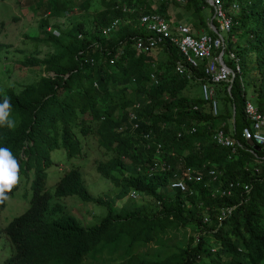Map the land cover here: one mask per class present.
Wrapping results in <instances>:
<instances>
[{
	"label": "trees",
	"instance_id": "trees-1",
	"mask_svg": "<svg viewBox=\"0 0 264 264\" xmlns=\"http://www.w3.org/2000/svg\"><path fill=\"white\" fill-rule=\"evenodd\" d=\"M26 1L40 17L39 33L27 36L36 49L20 63L23 69L39 68L53 76L40 74L19 89L0 88V103L5 95L10 98V119L16 121L13 129L0 127V147L9 148L23 171L35 175L30 208L4 229L13 252L3 264H81L92 253L100 254L105 264V248L115 255L120 244L115 264H264V147L254 150L242 137L249 124L247 101L264 113V0H237L240 9L232 14L229 48L240 59L242 74H236L231 91L228 84L215 85V99L221 102L217 116L202 94H189L205 82L204 65L195 71L198 80H190L175 71L182 56L172 44L161 47L166 61L135 47L137 38L147 35L141 18L160 13L169 19L171 5L182 7L175 0H101L95 7L92 0ZM207 7L213 16L206 0L184 5L197 14ZM76 9L94 14L72 21ZM116 20L121 25L106 34ZM251 55L254 67L248 64ZM226 63L235 70L233 62ZM248 90L253 97L248 98ZM220 129L240 144L235 154L214 141ZM76 130L86 139L95 138L107 158L97 161V172L122 192L142 196L149 202L146 208H122L114 214L110 202L89 192L77 168L65 170L54 197L77 196L83 203L106 206V214L88 227L68 213L66 204L50 205L46 169L52 164L51 151L64 147L70 157L80 154ZM155 161L172 169L151 172ZM204 166L203 182L187 183V192L172 188L175 176ZM210 170L221 173L216 181ZM237 181L249 184L250 192L239 188L223 196L229 183ZM228 207L234 211L220 223V210ZM189 228L193 232L184 246L170 244L176 232ZM215 247L219 249L213 252Z\"/></svg>",
	"mask_w": 264,
	"mask_h": 264
},
{
	"label": "rangeland",
	"instance_id": "rangeland-1",
	"mask_svg": "<svg viewBox=\"0 0 264 264\" xmlns=\"http://www.w3.org/2000/svg\"><path fill=\"white\" fill-rule=\"evenodd\" d=\"M100 2L101 0H92L93 7ZM181 5L182 7L178 8V14L185 13L190 18L194 17L193 20L200 21L204 19V22L206 23L208 17L211 19L214 18L210 7L203 9L200 14H197L194 10L185 9V4ZM170 7H174V5H171ZM237 13L238 11H236V14ZM92 14L94 13H86L85 11L77 10L76 13L69 18H71L72 21L88 20ZM39 20L40 17L30 11L26 0H0V88H4L5 90L11 87L19 89L22 85L31 84V82L35 81L40 74L47 77L53 76L52 73L44 72L39 68L23 69L20 63V60H23L25 55H29L30 52L36 49L37 44L31 41L27 36L33 37L38 35ZM60 20L62 24L66 26L68 25V21L65 18ZM214 20L217 26H219L218 20ZM186 24L188 25L189 21L186 22ZM220 32L227 36L225 32H222L221 30ZM54 34L58 35L56 32ZM242 42L243 41H239V43ZM38 46L43 50L44 54V47L42 45ZM19 50H24L25 54L19 53ZM153 56L162 59L163 61L168 60L167 53L162 49L154 52ZM248 64H250L251 67H254L253 55L250 56ZM250 92L251 91L248 90V98H250ZM189 94L196 96L198 94L201 95L202 90L196 86L190 89ZM220 106L221 102H219V107ZM18 124L19 121H17V126ZM88 143L89 159L84 160L81 163H79V161H81L79 159H69L63 149L56 150L51 153V160L53 164L47 170L48 178L46 181V191L52 196L50 205L53 206L59 203L65 206L66 204L67 209L70 211L68 213H75L88 227H93L98 223V216L100 214H102L101 218L106 214V206H101L97 203H83L77 196H70L62 199L54 197L55 187L59 182L60 177L63 175L62 170L75 166L78 168L81 167L82 170H84V173L81 170L80 171L89 192L95 197L100 196L103 197L105 201L110 202L114 214L118 213L122 208H126L127 210L146 208L149 202L142 196L137 195L132 191L126 193L122 192V189H118L109 180L103 178L97 172V161H105L107 158L102 155V149L95 138H88ZM31 197L32 190H30V187L27 189L25 185H21L17 193H15L14 196L8 200L6 208L1 213L0 227H3L4 229L14 218L24 214L29 209ZM205 219H207V221ZM205 219L204 223H209V218ZM219 222L221 223L223 221ZM186 231L181 229V231L176 232L175 235H173L175 237L172 238L170 244L184 246L187 242L189 233L192 234L193 232L191 228ZM198 237L199 233H195V238ZM3 241L5 243H3ZM7 245L9 247L8 242L2 238V240H0V264H3V260L6 258L5 248ZM114 245L116 244L113 242V246ZM151 248L152 246H150L149 250H151ZM218 249L219 248L215 247L213 252L218 251ZM110 250V247L105 248L107 256L105 264H115L113 263V260H116L121 255V244L119 245L115 255H110ZM7 253L9 254V250ZM81 264L104 263L102 262L100 254L92 253Z\"/></svg>",
	"mask_w": 264,
	"mask_h": 264
},
{
	"label": "built area",
	"instance_id": "built-area-1",
	"mask_svg": "<svg viewBox=\"0 0 264 264\" xmlns=\"http://www.w3.org/2000/svg\"><path fill=\"white\" fill-rule=\"evenodd\" d=\"M167 2L170 0H162ZM179 4H186L188 0H175ZM213 8L214 17L218 20L219 26L214 25L211 20L208 22V27L213 33L201 32L195 36L191 27L187 24H173L170 19H167L160 13L144 15L141 18L140 24L147 33L145 37H138L135 42L137 51L153 54L162 49L163 45L168 43L176 47L182 60L176 62L175 71L179 75H183L192 80L196 78L195 71L204 65L205 82H202L201 90L204 100L212 102L214 115L219 114V104L215 99V85L228 84L233 85L236 74L241 75L242 69L240 59L234 51L229 48V34L233 24L232 14L240 9L237 0H234L232 8L228 10L226 4L231 0H206ZM121 20H116L105 30L106 34H110L121 25ZM225 32L227 36L220 32ZM227 60L234 63L235 70L228 66ZM154 82L157 79L152 75ZM197 79V78H196ZM198 80V79H197ZM97 86V85H96ZM197 110V107L194 108ZM245 114L249 124L242 130V137L248 142H254L255 145L264 147V113L249 99L246 103ZM131 118H136L135 114ZM195 129L193 130V132ZM214 141L223 147L230 148L235 154L238 150V144L234 139L227 136L223 129L216 131L213 135ZM157 152H163L161 144L157 147ZM264 159V158H263ZM151 172H164L172 169L170 165L161 161H155ZM203 168L194 169L187 168L181 177L175 176L171 181V186L174 189H179L182 192L188 191L187 183H201L204 180ZM257 172L259 170L257 169ZM221 173L210 170V176L213 181H216ZM244 188L248 193L251 190L249 184L242 182H230L226 190L222 192L223 196H230L235 189ZM216 192H218L216 190ZM192 193V192H191ZM234 208H222L218 217L219 221H224L230 217ZM207 221V219H205Z\"/></svg>",
	"mask_w": 264,
	"mask_h": 264
},
{
	"label": "clouds",
	"instance_id": "clouds-1",
	"mask_svg": "<svg viewBox=\"0 0 264 264\" xmlns=\"http://www.w3.org/2000/svg\"><path fill=\"white\" fill-rule=\"evenodd\" d=\"M95 86H96V84H95ZM10 113H11L10 98L5 95L3 98V102L0 103V127H7L9 129H13L16 127V121L13 119H10ZM131 115H130V123L133 120L131 118ZM131 125H132L134 130L137 128V124L131 123ZM125 129L126 128L121 127L119 129V132H124ZM76 132L78 134V135H76V139L80 142V146H81L80 154H78L74 157H70L68 151L64 147L54 149L51 151V153L53 151L63 149V150H65L68 158L71 160L72 159H79V160H81V161H79V163H81L84 160L89 159L88 139H86L83 135H81L79 130H76ZM32 144H34V142H32ZM157 147H158V145H157ZM52 164H53V162H52ZM52 164L50 165V167L52 166ZM49 168L46 169V174H47V170ZM71 168H73V169L77 168L79 171L81 170L84 173V170H82L81 167L78 168V167L73 166ZM65 170L66 169L62 170L63 175L65 173ZM22 171H23V169L19 166V162L16 159V157L13 155L12 151L6 147H0V216H1V213L3 212V210L6 208L8 200L11 199L15 193H17V191L19 190V187L21 185H25L27 189H28V187H30V190H32L31 186H32V182H33L34 177H35L34 171H32V173H30L29 171L25 172V170L23 172ZM82 177H83V175H82ZM47 178H48V174H47ZM46 181H47V179H46ZM84 183H85V181H84ZM85 185H86V183H85ZM13 187L16 188L14 194L11 196H7V193H10L12 191ZM32 197H33V192H32ZM32 197H31V199H32ZM30 203H31V200H30ZM29 208H30V206H29ZM4 229H3V227H0V240H2V238H4L8 242L7 238L5 237ZM3 243H5V242L3 241ZM8 244H9V242H8ZM5 249H6V251H5L6 258L3 261H5L7 258H9L13 252V249H12L10 244H9V247L7 245V247ZM8 250H9V254L7 253Z\"/></svg>",
	"mask_w": 264,
	"mask_h": 264
},
{
	"label": "crops",
	"instance_id": "crops-1",
	"mask_svg": "<svg viewBox=\"0 0 264 264\" xmlns=\"http://www.w3.org/2000/svg\"><path fill=\"white\" fill-rule=\"evenodd\" d=\"M178 8L180 7H170L168 9V15H169V19L171 20L172 23L178 25V24H186V22L189 21V26L191 27L193 33L195 36H198L201 32H207L210 33V31L205 28L204 24L198 20H193L194 17L190 18L188 17L185 13L184 14H178ZM213 20V18L211 19L210 17L207 18V24L209 21ZM185 21V22H184ZM209 28V27H208ZM201 88V87H200ZM199 88V89H200ZM200 95V94H198ZM253 97L252 94H250V98ZM252 101V100H251ZM253 102V101H252ZM254 103V102H253ZM219 104V103H218Z\"/></svg>",
	"mask_w": 264,
	"mask_h": 264
},
{
	"label": "water",
	"instance_id": "water-1",
	"mask_svg": "<svg viewBox=\"0 0 264 264\" xmlns=\"http://www.w3.org/2000/svg\"><path fill=\"white\" fill-rule=\"evenodd\" d=\"M215 19V17L213 18V20ZM232 89V84L229 85V91H231ZM250 144V146H252L254 148V150L260 151L262 148L260 146L255 145L254 142H248Z\"/></svg>",
	"mask_w": 264,
	"mask_h": 264
}]
</instances>
